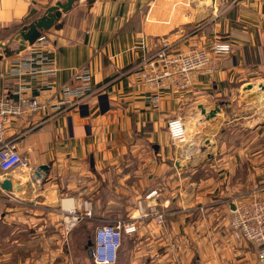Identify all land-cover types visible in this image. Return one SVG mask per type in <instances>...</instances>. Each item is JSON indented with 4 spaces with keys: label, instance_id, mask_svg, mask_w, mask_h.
<instances>
[{
    "label": "crops",
    "instance_id": "1",
    "mask_svg": "<svg viewBox=\"0 0 264 264\" xmlns=\"http://www.w3.org/2000/svg\"><path fill=\"white\" fill-rule=\"evenodd\" d=\"M66 2L0 0V94L16 98L18 86H25L53 102L63 86L80 85V70L91 74L89 89L70 96L64 108L5 122V138L29 167L0 170V228L10 226L12 247L25 253L10 261L11 253L0 250V264H29L26 248L41 238L44 252L54 232L81 252L96 225L130 216L137 217V229L122 237L115 264H256L246 243L225 244L223 225L238 195L257 188L264 196V183L255 184L252 170L244 174L254 163L253 156L244 157L242 143L253 136L255 152L264 149V0H71L41 30L50 42L43 54L55 73H16L35 41L20 48L15 36L47 8ZM32 8L37 12L26 18ZM163 41L178 51L228 41L232 50L213 57L210 74L191 72L186 89L166 83L155 103L156 90L136 70ZM216 104L220 111L206 118L200 106L208 111ZM172 117L195 128L189 141L170 138ZM136 200H158V206L136 207ZM72 207L90 209L91 216L69 226L70 215L63 213ZM142 210L153 211L141 218ZM155 211L163 214L161 223ZM218 213L224 216L219 227L209 220ZM25 230L31 237L21 241ZM50 259L42 254L30 263Z\"/></svg>",
    "mask_w": 264,
    "mask_h": 264
},
{
    "label": "built area",
    "instance_id": "2",
    "mask_svg": "<svg viewBox=\"0 0 264 264\" xmlns=\"http://www.w3.org/2000/svg\"><path fill=\"white\" fill-rule=\"evenodd\" d=\"M34 41V49L26 58L27 63L19 65L16 73H28L34 78L54 74V68L49 65L47 56L43 54L50 47L47 35L40 33ZM230 52L231 44L226 41H213L207 47H193L186 51L173 49L170 42L163 41L151 55L141 61L136 72L143 82L151 84L156 90L151 96L156 103L159 99L158 89L166 86V83H171L178 89H186L190 84L191 72L200 71L210 74L213 70V57L227 55ZM90 76V71L87 69L80 70L77 74V78L81 81L80 87L72 89L63 86L61 88L62 97L53 102H49L50 98L40 99L28 93L25 86H18L15 91L16 98L8 91L0 94V170L8 171L29 167L28 159L18 152L15 142L4 136L5 122L10 116L26 112L38 113L48 108L54 112L58 111L65 107L64 104L69 101L70 96L78 97L89 89ZM167 131L173 141L185 140V125L180 117L167 120ZM153 192L154 190L150 193ZM152 211L142 210L138 216L149 217ZM153 213L156 222L161 223L163 214L157 211ZM63 214L66 218L70 215L66 223L71 226L80 218L91 216V210L84 209L80 212L72 207ZM136 218V216H130L111 219L96 225L92 243L88 248L92 264L116 263L122 237L124 234L134 233L137 229ZM228 227L235 237L255 246L256 264H264V196H259L254 191L238 195L230 208Z\"/></svg>",
    "mask_w": 264,
    "mask_h": 264
},
{
    "label": "rangeland",
    "instance_id": "3",
    "mask_svg": "<svg viewBox=\"0 0 264 264\" xmlns=\"http://www.w3.org/2000/svg\"><path fill=\"white\" fill-rule=\"evenodd\" d=\"M40 33H41V31H40ZM226 42H228V41H226ZM231 50H232V46H231ZM244 105H246V103H244ZM248 106H249L250 110H252L250 105H248ZM236 108H240V106H237ZM183 122L185 123V120H183ZM231 124L232 123H230L228 126H230ZM185 137H186V135H185ZM230 137H232V139H233L234 136L231 135ZM188 141H189V139H188ZM242 143L244 144V157L246 156L245 158H249V157L251 158L253 156V163H254L253 167L251 164L248 167L244 168V170H243L244 174H246L248 171L250 172L252 170L253 171V178L256 181V182L254 181L255 184L264 183V149L260 148L258 152H255L257 149H254V146H257V145L255 144L256 139H254L253 136H252V138L243 137ZM252 145H253V151L251 152L249 150V148ZM245 146L248 147L247 150H245ZM254 153H256L255 156L257 155V162H255L254 155H253ZM247 163H251V162L247 161ZM251 180H253V179H251ZM153 190H151V191H153ZM254 191H256L255 193L257 195L262 196L257 192V188L254 189ZM136 202H137L136 207H147L148 206V208H149V207H153V206H156V207L158 206V200L155 203H149V202L143 201L141 204V202L139 200H136ZM192 215H193V213H190L191 217H192ZM229 215H230V213H229ZM229 215H228V217L227 216L225 217V218H227V224L223 225L224 228L226 227V234H227V237L225 236V238H224L225 240L227 239V242L225 244H236L238 242L246 243L245 245H247V251L251 252L250 255H252V253L255 252V246L253 244H251L250 242H247L241 238L235 237L232 234L231 230L228 227ZM193 217H194V219H196L198 217V215L194 214ZM223 217H224L223 214L218 213L216 216H214V215H213V217L210 216L209 220L213 226L219 227V224L222 221ZM10 229H11L10 226L8 227V230H7V228L5 230L0 228V250L4 254H6V253L10 254L11 253L10 254L11 257H9V258H10V261H13L16 258L22 257L25 253H24L22 248L12 247L13 243L11 242V240L16 239V233H14V237H13L11 235ZM52 232H54V231H52ZM5 233H6V235H4ZM36 233H34V234L36 235ZM47 233H49V232H46V234ZM28 234H30L29 231H26V230L21 231L20 235H19L21 241H23V240L27 241L28 238L31 237V236H28ZM183 234H184V238H186V233H183ZM126 235H130V234H126ZM49 238L50 239H48L47 246H43L44 252L41 251L42 243L38 242V241H40L39 239H41V238H38V241H36V243H33V245H35L33 248H30V247L26 248V249H28L27 252L29 253V256H30L29 257V264H31L30 262H33L34 259L36 260L38 258L39 259L42 258V254H45V256L47 257L48 260L51 258L49 261L50 264H64L65 260H66L65 264H91V262L88 258V248L89 247L85 248L84 250H82L80 252V248L71 246L70 242L68 243V242H66V240L64 242H62L61 238L58 237V232H57V234L55 232L52 233L51 237H49ZM221 238L223 240V237H221ZM219 239L220 238H216V241H218ZM230 247H232V246L227 245V249H231ZM203 248H204V246L202 245L200 249H203ZM247 260H249V259H247ZM8 262H9V260H8ZM179 264H185V263L180 262ZM221 264H227V263L222 262Z\"/></svg>",
    "mask_w": 264,
    "mask_h": 264
},
{
    "label": "water",
    "instance_id": "4",
    "mask_svg": "<svg viewBox=\"0 0 264 264\" xmlns=\"http://www.w3.org/2000/svg\"><path fill=\"white\" fill-rule=\"evenodd\" d=\"M71 0H67L65 4H56L53 6H50L47 8L45 14L40 15L36 18H32L26 26L23 27V29L20 31L18 35L15 36L16 39L21 38L20 43L21 47H24L25 43H32L36 37L40 34V31L44 28H47L53 23L54 16L58 17L60 15V12L58 8L60 7H67L70 5ZM37 11L35 8H32L30 10V13L26 16V18L30 17L31 15L35 14ZM54 12V13H53ZM201 112L205 115L206 118L215 116L217 112L220 111L219 104H216L213 108L206 111L202 106ZM42 168H46L45 166H42ZM4 188H7L10 186V182L8 180H5L2 182ZM90 246V241H89Z\"/></svg>",
    "mask_w": 264,
    "mask_h": 264
},
{
    "label": "bare ground",
    "instance_id": "5",
    "mask_svg": "<svg viewBox=\"0 0 264 264\" xmlns=\"http://www.w3.org/2000/svg\"><path fill=\"white\" fill-rule=\"evenodd\" d=\"M183 121V120H182ZM185 125V130H186V137L187 140L189 139L190 140V133L193 132L192 130H195V128L192 126V125H189L188 123L187 124H184ZM185 137V139H186ZM185 141V140H184ZM183 142V141H182ZM202 143V142H201Z\"/></svg>",
    "mask_w": 264,
    "mask_h": 264
},
{
    "label": "trees",
    "instance_id": "6",
    "mask_svg": "<svg viewBox=\"0 0 264 264\" xmlns=\"http://www.w3.org/2000/svg\"><path fill=\"white\" fill-rule=\"evenodd\" d=\"M92 243V238L90 239V244ZM119 251V250H118Z\"/></svg>",
    "mask_w": 264,
    "mask_h": 264
}]
</instances>
